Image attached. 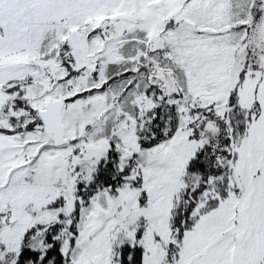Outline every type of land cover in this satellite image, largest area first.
<instances>
[{
  "label": "snow or ice",
  "instance_id": "obj_1",
  "mask_svg": "<svg viewBox=\"0 0 264 264\" xmlns=\"http://www.w3.org/2000/svg\"><path fill=\"white\" fill-rule=\"evenodd\" d=\"M0 264H264V0H0Z\"/></svg>",
  "mask_w": 264,
  "mask_h": 264
}]
</instances>
